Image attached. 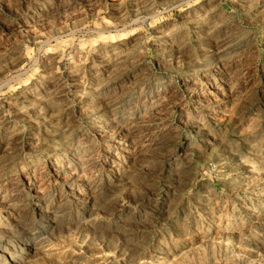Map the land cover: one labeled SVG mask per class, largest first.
<instances>
[{"label": "rangeland", "instance_id": "rangeland-1", "mask_svg": "<svg viewBox=\"0 0 264 264\" xmlns=\"http://www.w3.org/2000/svg\"><path fill=\"white\" fill-rule=\"evenodd\" d=\"M0 264H264V0H0Z\"/></svg>", "mask_w": 264, "mask_h": 264}, {"label": "bare ground", "instance_id": "bare-ground-1", "mask_svg": "<svg viewBox=\"0 0 264 264\" xmlns=\"http://www.w3.org/2000/svg\"><path fill=\"white\" fill-rule=\"evenodd\" d=\"M205 43L206 44L203 46V48L201 50L203 57H205L206 59L215 57L217 55V53L219 52V49H217V46L215 47L216 44H213L209 40H207ZM194 87H195L194 84H192L191 82L185 81L184 87H183V93L189 95V97L191 98L193 96ZM191 101L195 102L197 100L192 97ZM42 202H43L42 199H39L36 201V207H38L39 220L41 221V223L44 222V220H45L46 224L52 226L55 223V221H54L53 217L50 218V216H53V215L49 211L42 210ZM1 253L5 254V253H3V251Z\"/></svg>", "mask_w": 264, "mask_h": 264}]
</instances>
